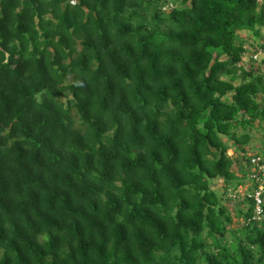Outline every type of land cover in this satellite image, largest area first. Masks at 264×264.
I'll use <instances>...</instances> for the list:
<instances>
[{"label":"trees","instance_id":"1","mask_svg":"<svg viewBox=\"0 0 264 264\" xmlns=\"http://www.w3.org/2000/svg\"><path fill=\"white\" fill-rule=\"evenodd\" d=\"M164 5L0 0V264H264V0Z\"/></svg>","mask_w":264,"mask_h":264},{"label":"rangeland","instance_id":"2","mask_svg":"<svg viewBox=\"0 0 264 264\" xmlns=\"http://www.w3.org/2000/svg\"><path fill=\"white\" fill-rule=\"evenodd\" d=\"M247 40V45L246 47L248 48L249 50V53L245 59L246 62H249V58L252 56V55H256V54H259V57H258V60L260 62V60H262L264 58V51H261V45H264V28L262 29V32H261V37L257 38L255 37L253 34H249V35H246L244 36ZM259 50V51H258ZM258 51V52H256ZM262 70H264V66L262 67ZM263 128H264V124H263ZM254 140H253V144L251 146H249V149L251 150L252 147L254 146L255 150H258V151H261V149H264V129H259L257 132H255V135H254ZM253 150V151H255ZM251 153V152H250ZM264 153V152H262ZM229 155L230 156H233V151L230 150L229 151ZM244 168V165L243 167ZM245 169V168H244ZM250 178L246 180V182L244 183L245 185L241 186V194L244 195L247 190H248V187L250 186ZM214 187L216 189H218L222 195L224 197H226L227 199V202H225V204L228 206V208L230 209L234 219H233V226L235 228H237L238 226H240L244 221L242 218H238L237 217V212H238V209H239V200L233 195L232 192H226L225 191V188L223 187L222 183L220 181L218 182H215L214 183ZM246 208V207H245Z\"/></svg>","mask_w":264,"mask_h":264},{"label":"built area","instance_id":"3","mask_svg":"<svg viewBox=\"0 0 264 264\" xmlns=\"http://www.w3.org/2000/svg\"><path fill=\"white\" fill-rule=\"evenodd\" d=\"M165 2L164 10H170L174 8V0H162ZM259 54L252 55L250 59L254 61L258 60ZM252 165V174L250 176L251 180H255L258 184V189L255 190L253 197L256 201V210H255V217L253 218L261 220L263 218V196H264V157L258 155L254 156L251 159Z\"/></svg>","mask_w":264,"mask_h":264},{"label":"crops","instance_id":"4","mask_svg":"<svg viewBox=\"0 0 264 264\" xmlns=\"http://www.w3.org/2000/svg\"><path fill=\"white\" fill-rule=\"evenodd\" d=\"M250 181V180H249ZM243 182H246V180L245 181H243ZM250 185V184H249Z\"/></svg>","mask_w":264,"mask_h":264}]
</instances>
